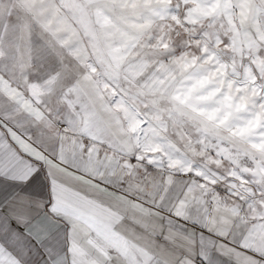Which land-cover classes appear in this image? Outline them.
Listing matches in <instances>:
<instances>
[{
  "label": "snow or ice",
  "instance_id": "obj_1",
  "mask_svg": "<svg viewBox=\"0 0 264 264\" xmlns=\"http://www.w3.org/2000/svg\"><path fill=\"white\" fill-rule=\"evenodd\" d=\"M0 264H264V0H0Z\"/></svg>",
  "mask_w": 264,
  "mask_h": 264
}]
</instances>
